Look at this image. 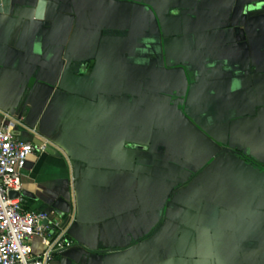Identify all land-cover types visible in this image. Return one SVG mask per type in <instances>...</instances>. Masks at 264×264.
Masks as SVG:
<instances>
[{
	"label": "crops",
	"instance_id": "obj_1",
	"mask_svg": "<svg viewBox=\"0 0 264 264\" xmlns=\"http://www.w3.org/2000/svg\"><path fill=\"white\" fill-rule=\"evenodd\" d=\"M46 1L0 2V128L52 264H264V0Z\"/></svg>",
	"mask_w": 264,
	"mask_h": 264
},
{
	"label": "built area",
	"instance_id": "obj_2",
	"mask_svg": "<svg viewBox=\"0 0 264 264\" xmlns=\"http://www.w3.org/2000/svg\"><path fill=\"white\" fill-rule=\"evenodd\" d=\"M39 150L45 151L46 145ZM34 152L32 144L18 142L6 127L0 128V264H52L56 254L73 246L63 222H52L48 213L24 207L22 172ZM13 192L18 196L12 199ZM35 237L49 240L37 256L30 244Z\"/></svg>",
	"mask_w": 264,
	"mask_h": 264
},
{
	"label": "water",
	"instance_id": "obj_3",
	"mask_svg": "<svg viewBox=\"0 0 264 264\" xmlns=\"http://www.w3.org/2000/svg\"><path fill=\"white\" fill-rule=\"evenodd\" d=\"M3 2H7L9 0H2ZM1 2V0H0ZM47 4L48 2L46 0H39L38 2V10H37V14H36V18L39 19V20H43L45 18V8L47 7ZM226 152H229V153H232V154H235L236 156H239V157H242L243 159H245L248 163L252 164V165H255L258 167V165L253 162L252 160H250L249 158L245 157L244 155L238 153V152H235V151H232V150H229V149H226ZM73 166H74V177L75 178H78L79 177V168H80V165L79 163H73ZM11 198H16L18 196L17 193H11ZM54 208H56L57 210L61 211V212H64L66 214H69L70 213V206L68 203H65L64 201L62 200H59L55 205H54Z\"/></svg>",
	"mask_w": 264,
	"mask_h": 264
}]
</instances>
